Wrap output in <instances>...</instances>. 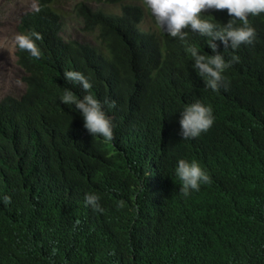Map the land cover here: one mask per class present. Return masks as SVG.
Masks as SVG:
<instances>
[{"label":"clouds","instance_id":"obj_1","mask_svg":"<svg viewBox=\"0 0 264 264\" xmlns=\"http://www.w3.org/2000/svg\"><path fill=\"white\" fill-rule=\"evenodd\" d=\"M142 4L179 59L147 57L125 77L66 70L78 93L64 88L58 102L74 128L0 134V264H121L108 248L130 243L133 223L144 264H264V0ZM141 28L152 30L147 17ZM40 38L14 44L38 58ZM228 126L246 144L237 162L216 142ZM170 136L213 145L203 164L194 144L180 146L163 185L158 150ZM161 192L180 201L154 216L157 240L143 223Z\"/></svg>","mask_w":264,"mask_h":264},{"label":"trees","instance_id":"obj_2","mask_svg":"<svg viewBox=\"0 0 264 264\" xmlns=\"http://www.w3.org/2000/svg\"><path fill=\"white\" fill-rule=\"evenodd\" d=\"M56 0H35V7L25 12L16 25L17 34L38 33L39 40L35 43L39 49V57L31 56L27 51L15 46L14 57L16 65L22 72L20 79L25 86L23 94L17 98L6 96L0 100V134L7 129H16L21 124L36 127L41 133H56V125L71 126L72 120L63 118V108L59 105V96L64 88H70L77 94L78 90L70 87L63 77L66 70H77L85 76L95 72H117L125 77L127 74L140 70V61L147 57L166 65L170 58L179 59L173 50L174 38L165 37L154 22L149 11L142 4V0H94L102 5L118 6L117 14L105 12L102 9L92 10L84 2H78L73 8V14L83 24L82 31L87 34H96L98 47H91L77 41H64L61 37L62 25L60 16L52 9ZM150 20L152 30H142L144 18ZM156 28V30H153ZM171 66V63H170ZM246 79L253 83L255 79L247 73H243ZM231 79V76H230ZM228 88V87H227ZM228 116L231 108H221ZM155 124L161 129L167 128V122L156 119ZM207 134V133H206ZM49 139L50 137H45ZM217 144L223 148L231 162L241 159L246 149L236 130L231 126L221 129L216 134ZM205 143L213 145L212 139L179 140L174 137L167 138L166 143L160 145L158 161L160 163L159 181L168 185L173 181V175L169 167L180 156V146L194 144L193 160L203 164L205 158ZM170 149H172L170 151ZM176 150V151H175ZM170 151V152H169ZM175 151V152H174ZM156 153V150L153 151ZM169 152V153H168ZM151 168V167H150ZM224 181L228 176L222 172ZM157 203L149 209L150 214L144 220L143 226L153 229L156 239H159L154 228V216L167 205H175L180 199L174 193H163L157 197ZM185 209L190 208V198H187ZM185 200V201H186ZM135 235L134 223L131 229V242L124 246H109V251L121 264L136 262L144 264L142 259L133 249ZM139 245H140V240ZM137 241V242H138ZM137 245V243H136ZM143 246V245H142Z\"/></svg>","mask_w":264,"mask_h":264},{"label":"rangeland","instance_id":"obj_3","mask_svg":"<svg viewBox=\"0 0 264 264\" xmlns=\"http://www.w3.org/2000/svg\"><path fill=\"white\" fill-rule=\"evenodd\" d=\"M78 2H84L92 10L102 9L117 13L118 6L96 3L94 0H56L52 9L60 16L62 25L61 37L64 41L77 40L82 44L98 47L96 34L82 31L83 24L73 14ZM35 7V0H0V100L6 96H19L24 87L20 81L22 72L16 65L14 57V37L20 17ZM145 25H148L145 21Z\"/></svg>","mask_w":264,"mask_h":264}]
</instances>
